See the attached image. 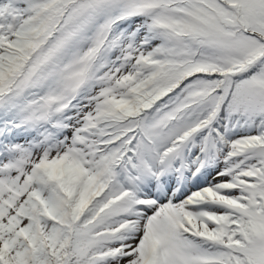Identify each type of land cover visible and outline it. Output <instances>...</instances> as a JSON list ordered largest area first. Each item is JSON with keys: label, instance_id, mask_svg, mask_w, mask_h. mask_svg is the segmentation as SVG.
Returning <instances> with one entry per match:
<instances>
[{"label": "snow or ice", "instance_id": "6c2138e0", "mask_svg": "<svg viewBox=\"0 0 264 264\" xmlns=\"http://www.w3.org/2000/svg\"><path fill=\"white\" fill-rule=\"evenodd\" d=\"M0 264H264V0H0Z\"/></svg>", "mask_w": 264, "mask_h": 264}]
</instances>
